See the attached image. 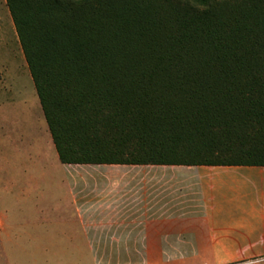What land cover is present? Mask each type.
Here are the masks:
<instances>
[{
	"label": "trees",
	"instance_id": "trees-1",
	"mask_svg": "<svg viewBox=\"0 0 264 264\" xmlns=\"http://www.w3.org/2000/svg\"><path fill=\"white\" fill-rule=\"evenodd\" d=\"M59 161L264 166V0H6Z\"/></svg>",
	"mask_w": 264,
	"mask_h": 264
},
{
	"label": "crops",
	"instance_id": "crops-1",
	"mask_svg": "<svg viewBox=\"0 0 264 264\" xmlns=\"http://www.w3.org/2000/svg\"><path fill=\"white\" fill-rule=\"evenodd\" d=\"M12 148L0 155V238L63 227L82 230L87 251L264 260V166L65 164L50 132Z\"/></svg>",
	"mask_w": 264,
	"mask_h": 264
},
{
	"label": "rangeland",
	"instance_id": "rangeland-1",
	"mask_svg": "<svg viewBox=\"0 0 264 264\" xmlns=\"http://www.w3.org/2000/svg\"><path fill=\"white\" fill-rule=\"evenodd\" d=\"M46 131L49 134L6 0H0V155L12 151V146L36 145ZM66 173L73 179L76 172L68 169ZM0 239V264H120L122 259L124 264H153L148 260L154 264H175L176 261L174 253L87 251L84 249L88 243L80 229L14 231ZM43 247L51 250H38ZM259 264H264V260Z\"/></svg>",
	"mask_w": 264,
	"mask_h": 264
}]
</instances>
